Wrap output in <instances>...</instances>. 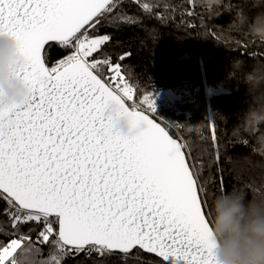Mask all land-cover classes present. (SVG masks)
Returning a JSON list of instances; mask_svg holds the SVG:
<instances>
[{
    "label": "snow or ice",
    "instance_id": "obj_1",
    "mask_svg": "<svg viewBox=\"0 0 264 264\" xmlns=\"http://www.w3.org/2000/svg\"><path fill=\"white\" fill-rule=\"evenodd\" d=\"M132 2L150 14L159 7ZM124 3L0 0V37L13 40L22 59L12 76L28 90L25 103L0 107V202L17 237L0 246V264H32L40 250L20 233L28 224L50 246L40 264L137 249L158 264H214L203 162L146 114L155 115L152 94L146 109L127 105L134 86L122 62L131 53L114 60L103 52L112 36L100 28L135 22ZM55 49L68 54L49 66ZM114 108L131 135L114 130ZM220 184L222 191V177Z\"/></svg>",
    "mask_w": 264,
    "mask_h": 264
},
{
    "label": "trees",
    "instance_id": "obj_2",
    "mask_svg": "<svg viewBox=\"0 0 264 264\" xmlns=\"http://www.w3.org/2000/svg\"><path fill=\"white\" fill-rule=\"evenodd\" d=\"M158 4L152 13L139 4L125 0L122 11L135 22L102 27L99 34H110L112 41L103 52L113 59L128 52L122 64L134 86L130 108L140 105L146 95L155 98L166 90L190 89L188 97L169 105L159 104L153 116L181 143H190L194 156L204 164L201 183L210 211L212 201L222 192L237 189L246 199L264 196V151L258 140L264 138V123L250 125L246 114L255 105L264 104V93L247 91L244 77L254 65H264V40L249 33V25L264 13V0H141ZM192 12L194 15L189 16ZM162 17L158 19L157 16ZM68 53L50 50L48 64ZM225 92L210 96L208 89ZM139 110V109H137ZM218 145L219 162H215ZM223 179L221 191L220 180ZM40 228L22 226L39 252L32 264H40L49 255L50 246L37 242ZM11 222L3 214L0 202V246L12 235ZM20 250L17 251V254ZM16 255V254H15ZM154 255L134 250L100 261L84 254L68 256L63 264H158Z\"/></svg>",
    "mask_w": 264,
    "mask_h": 264
},
{
    "label": "clouds",
    "instance_id": "obj_3",
    "mask_svg": "<svg viewBox=\"0 0 264 264\" xmlns=\"http://www.w3.org/2000/svg\"><path fill=\"white\" fill-rule=\"evenodd\" d=\"M249 33L264 40V13L254 18ZM21 64L14 41L0 37V107L20 105L28 99L27 88L12 76ZM243 82L247 91L264 93V65H254ZM109 114L119 135L133 133L128 119L117 115L115 108ZM245 120L254 126L264 123V104L251 108ZM258 144L264 151V138ZM209 220L215 243L214 264H264V196L246 199L245 193L237 189L222 192L212 201Z\"/></svg>",
    "mask_w": 264,
    "mask_h": 264
},
{
    "label": "rangeland",
    "instance_id": "obj_4",
    "mask_svg": "<svg viewBox=\"0 0 264 264\" xmlns=\"http://www.w3.org/2000/svg\"><path fill=\"white\" fill-rule=\"evenodd\" d=\"M224 92L225 91L221 88L220 89H213V88L208 89V93L210 96L218 95ZM189 94H190L189 88H185L181 90H166L163 93L159 94L157 97L153 98L155 102V109L157 108V102L163 105L174 104L184 99L185 97H188ZM142 103H143V100H142Z\"/></svg>",
    "mask_w": 264,
    "mask_h": 264
},
{
    "label": "water",
    "instance_id": "obj_5",
    "mask_svg": "<svg viewBox=\"0 0 264 264\" xmlns=\"http://www.w3.org/2000/svg\"><path fill=\"white\" fill-rule=\"evenodd\" d=\"M127 105H128V104H127ZM129 108H130V107H129ZM146 114H149V113L146 112ZM149 115H150V114H149ZM150 118H154V117H153L152 115H150ZM154 119H155V118H154ZM155 120H156V119H155ZM156 122H157V123H160V122H158L157 120H156ZM161 126H163V125L161 124ZM166 130H167V129H166ZM169 133H170V132H169ZM170 134H171V133H170ZM171 135H172V134H171ZM173 138H175V137H173ZM175 139H177L178 142H181L178 138H175ZM133 251H134V250H133ZM133 251H132V252H133ZM142 251H143V250H142ZM132 252H131V253H132ZM143 252H145V251H143ZM145 253H147V252H145ZM117 254H119V253H117ZM148 254H150V253H148ZM151 255H154V254H151ZM154 256H155V255H154Z\"/></svg>",
    "mask_w": 264,
    "mask_h": 264
}]
</instances>
